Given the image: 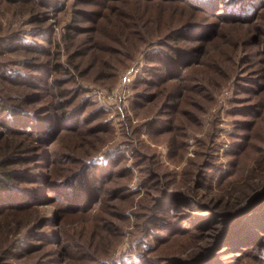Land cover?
I'll use <instances>...</instances> for the list:
<instances>
[{
  "label": "rangeland",
  "instance_id": "obj_1",
  "mask_svg": "<svg viewBox=\"0 0 264 264\" xmlns=\"http://www.w3.org/2000/svg\"><path fill=\"white\" fill-rule=\"evenodd\" d=\"M0 264H264V0H0Z\"/></svg>",
  "mask_w": 264,
  "mask_h": 264
}]
</instances>
